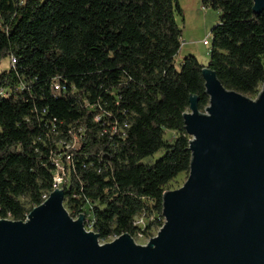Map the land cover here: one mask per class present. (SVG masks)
I'll return each instance as SVG.
<instances>
[{"label": "trees", "instance_id": "obj_1", "mask_svg": "<svg viewBox=\"0 0 264 264\" xmlns=\"http://www.w3.org/2000/svg\"><path fill=\"white\" fill-rule=\"evenodd\" d=\"M202 5L220 15L209 68L255 100L264 12L253 0ZM182 15L178 0H0V66L10 61L0 73V219L26 221L53 192L60 160L65 207L100 241L159 232L164 193L190 171V98L201 113L210 102L199 60L175 64Z\"/></svg>", "mask_w": 264, "mask_h": 264}, {"label": "water", "instance_id": "obj_2", "mask_svg": "<svg viewBox=\"0 0 264 264\" xmlns=\"http://www.w3.org/2000/svg\"><path fill=\"white\" fill-rule=\"evenodd\" d=\"M264 12V0H253ZM204 113L184 115L192 155L185 184L163 195L164 225L147 245L129 234L100 244L56 189L24 222L0 219V264H264V83L255 100L209 66Z\"/></svg>", "mask_w": 264, "mask_h": 264}, {"label": "rangeland", "instance_id": "obj_3", "mask_svg": "<svg viewBox=\"0 0 264 264\" xmlns=\"http://www.w3.org/2000/svg\"><path fill=\"white\" fill-rule=\"evenodd\" d=\"M183 15L177 16V25L182 30V47L176 56L175 64L179 67L182 61L187 56L196 57L199 62L204 66L208 67L210 63V52L212 50V30L219 23V13L203 7L202 0H178ZM209 41V45H204V41ZM10 69V61L5 60L0 66V73L8 71ZM262 88V87H261ZM165 152H159L154 157L143 161L146 165H153L159 159L164 156ZM187 181V175H180L172 186L174 191L181 188ZM65 206V203H64ZM66 208V207H65ZM157 231L152 232V236L149 237H136L134 241L137 245H147L148 242L156 237ZM113 239L107 241H100V244H106L112 242Z\"/></svg>", "mask_w": 264, "mask_h": 264}, {"label": "built area", "instance_id": "obj_4", "mask_svg": "<svg viewBox=\"0 0 264 264\" xmlns=\"http://www.w3.org/2000/svg\"><path fill=\"white\" fill-rule=\"evenodd\" d=\"M204 45L208 46L209 45V41H207V40L204 41ZM12 62L15 63V60H13ZM55 90H60L58 85L55 86ZM61 145L65 146L67 150H71L74 147V143H72V144L71 143H68V144L67 143H63ZM55 167H56V172H55V176H54L53 192L56 189L63 190V185H64V183L66 181V170L63 167V165L60 162V160H56L55 161ZM48 197L47 196L44 197V201L47 200ZM136 225L137 226H143L144 225V221L142 219H140V220L136 221ZM85 229H86L87 232H94L92 230V224L89 222V219L86 216H85ZM139 237H143V235L139 234ZM117 238H114L113 240H115Z\"/></svg>", "mask_w": 264, "mask_h": 264}]
</instances>
